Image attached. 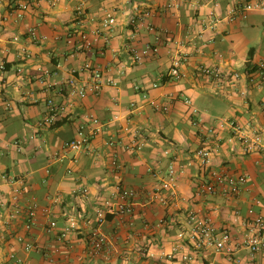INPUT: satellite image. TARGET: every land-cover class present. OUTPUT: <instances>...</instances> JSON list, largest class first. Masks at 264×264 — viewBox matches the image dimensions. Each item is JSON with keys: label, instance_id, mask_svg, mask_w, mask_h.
I'll return each mask as SVG.
<instances>
[{"label": "crops", "instance_id": "crops-1", "mask_svg": "<svg viewBox=\"0 0 264 264\" xmlns=\"http://www.w3.org/2000/svg\"><path fill=\"white\" fill-rule=\"evenodd\" d=\"M246 1L0 0V63L6 64V70L0 71V264H17L16 257L23 264H231L211 249L194 252L187 246L172 260L162 254L180 242L177 234L190 212L211 211L217 227L229 226L240 234L243 225L236 210L243 215L250 207L264 211V143L244 154L231 125L248 128L253 123L264 129V87L253 72L264 60V41L259 47L247 46L249 31L264 25V11L244 13ZM81 3L86 10L83 18L76 11ZM22 4L28 8L18 18ZM146 9L151 15L139 21V12ZM106 11H112L117 22L111 31L102 32L91 51L81 50L78 39L68 42V31L78 21L85 19L89 30L96 29ZM32 27L36 37L29 33ZM146 44L159 45V52L136 62L132 46ZM177 55L186 56V61L182 77L176 80L167 73ZM87 61L104 72L107 83L99 94L67 99L59 86L48 87L64 82ZM202 66H219L242 77L235 84H218L201 73ZM41 68L51 71L46 83L38 79ZM51 97L67 105L54 128L39 125ZM153 100L169 109L156 110ZM91 115L102 123V131L87 148L65 149L82 123L94 125ZM198 119L200 127L194 124ZM219 121L227 124L221 139L211 142L218 146L212 166L249 177L246 189L233 198L198 193L206 175L196 151L205 144L203 130ZM110 139L115 145L108 144ZM115 152L121 164L117 169L112 165ZM170 163L179 170L178 189L163 206L151 202L150 194L166 177ZM10 177L21 182L13 184ZM118 185L136 191V210L122 218L107 215L102 230L108 244L95 254L83 224L96 217L107 199L115 198ZM15 187L24 192L19 196L21 213L11 219V205L1 203L11 199ZM32 199L40 210L27 230L26 206ZM71 218L83 229L63 237L61 230ZM51 221L57 227L49 230ZM22 235L34 244L33 249L26 250L17 240ZM182 253L193 254L194 260H182ZM241 255L247 264H264L263 254Z\"/></svg>", "mask_w": 264, "mask_h": 264}, {"label": "built area", "instance_id": "built-area-1", "mask_svg": "<svg viewBox=\"0 0 264 264\" xmlns=\"http://www.w3.org/2000/svg\"><path fill=\"white\" fill-rule=\"evenodd\" d=\"M52 4H55L58 0H49ZM28 8L26 4L20 5L17 10V17L21 18L24 15L25 10ZM244 13L252 10L264 11V0H248L245 2ZM77 16L83 18L86 15L85 7L81 3L77 8ZM138 20L144 21L151 15V10H143L139 12ZM213 14V13H212ZM214 16V15H213ZM217 22V18H214ZM117 22V17L112 11H106L105 17L101 23V26L89 30L85 25V19L78 21V24L71 30L68 31V42H74V39L79 40L81 50L91 51L102 32L107 33L111 31L113 26ZM149 30H154L151 24H147ZM29 33L36 37V28H30ZM18 38H15L17 40ZM133 56L136 62H142L145 58L159 52L160 48L157 44H146L142 48L132 46L131 48ZM31 54L27 53L26 57H30ZM186 61V56L177 55L172 59L171 67L167 73V76L172 79H180L182 77V66ZM6 70V64L3 61L0 63V71ZM41 75L38 79L41 83H46L45 77L47 78L51 71L48 69L41 68ZM200 71L203 75L213 79L216 83L222 84L229 82L231 84L238 83L242 77L240 72L226 71L219 66H202ZM80 72V75L77 73ZM253 72L259 77V86L264 87V60L258 62ZM84 73L88 76L84 77ZM82 74V76H81ZM123 74V72H121ZM112 85H116V79H109L108 81ZM105 75L103 70L91 61H87L80 69H73L62 83H56L48 85L59 86V89L63 93L64 98L73 99L79 98L84 99L89 94H99L105 84ZM155 86H157L155 84ZM139 88V87H137ZM185 102L190 104V99H186ZM151 105L156 110L167 111L169 106L167 104L159 103L158 101H151ZM132 107L136 108L133 103ZM67 105L64 102L57 101L54 97L48 99V111L39 121L40 126L51 127L57 121L60 120L63 113L66 111ZM199 111L196 107H193V113L197 114ZM261 112L264 115V97L261 101ZM89 120L94 124L92 127L88 126L87 123H82L76 133V136L65 144V149L80 151L84 148L89 147L91 140L99 132L102 131V123L95 116H90ZM194 124L199 127L202 124L201 120H195ZM226 122L219 121L209 127H206L205 136L202 145L197 151L196 156L199 158L201 167L206 177L198 186V193L200 195H219L226 198H233L242 194L249 183V177L245 173H229L223 170H219L212 166V158L214 152L218 149V146H212L211 142L215 139L219 141L221 139V132L226 127ZM234 133L237 139L243 144L242 150L244 154L251 153L262 147L264 143V129L249 123L248 128L240 127L234 122H231ZM248 129V130H247ZM128 127H125V131H129ZM19 144L18 141L15 142ZM109 145H115V140L110 139ZM168 153V152H167ZM58 154V153H57ZM112 165L114 168H120V160L118 154L115 152L112 155ZM178 174L174 163H170L167 167L166 177L157 184L150 194L151 202H158L165 206L168 204L167 198L169 194H175L178 189ZM13 184L21 182L20 178L10 177L8 179ZM22 187H15L13 195L9 201H2L1 205L6 207L11 205V212L9 218L15 219L21 213V205L19 203V196L23 193ZM137 193L135 190L118 185L117 193L114 199H107L102 206L96 210V217L94 219H85L84 226L88 229L89 243L93 253H100L105 246L108 244V237L102 230V225L106 221L107 215L113 214L118 217H125L131 215L136 210L135 198ZM27 210V222L25 228L31 229L32 224L35 222L40 210L39 204L36 200L32 199L26 206ZM44 212L48 209L43 208ZM235 214L241 218L243 231L240 234H236L233 229L229 226L219 228L215 225L211 211L203 212L201 210L190 212L185 226H183L178 232L177 236L180 242H178L169 253H163L162 255L169 259H175L180 251L187 246L192 247L194 252L202 250H213L216 253L225 255L231 264H247L241 255L242 252L246 251L249 255H264V211L257 212L253 207H250L243 215L240 210H236ZM57 227L56 221L49 223V230ZM83 229L77 219H69L66 226L61 230L63 237H66L72 232H76ZM17 240L21 242L26 250H31L35 246L33 243L27 240L25 236H18ZM182 260L193 261V254L182 253ZM15 258L14 255H11ZM15 262L17 264H23L21 258L16 257ZM206 264V263H201Z\"/></svg>", "mask_w": 264, "mask_h": 264}, {"label": "rangeland", "instance_id": "rangeland-1", "mask_svg": "<svg viewBox=\"0 0 264 264\" xmlns=\"http://www.w3.org/2000/svg\"><path fill=\"white\" fill-rule=\"evenodd\" d=\"M251 36L249 37V43L247 44L248 48L259 47L260 43L264 41V25L259 24L255 30L249 31ZM262 95L264 94V89H262Z\"/></svg>", "mask_w": 264, "mask_h": 264}, {"label": "trees", "instance_id": "trees-1", "mask_svg": "<svg viewBox=\"0 0 264 264\" xmlns=\"http://www.w3.org/2000/svg\"><path fill=\"white\" fill-rule=\"evenodd\" d=\"M61 123V121L59 120V121H57L54 125H52L51 127H56V126H58L59 124Z\"/></svg>", "mask_w": 264, "mask_h": 264}]
</instances>
